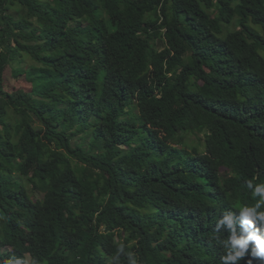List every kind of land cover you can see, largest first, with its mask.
I'll list each match as a JSON object with an SVG mask.
<instances>
[{
	"label": "trees",
	"instance_id": "trees-1",
	"mask_svg": "<svg viewBox=\"0 0 264 264\" xmlns=\"http://www.w3.org/2000/svg\"><path fill=\"white\" fill-rule=\"evenodd\" d=\"M13 62L29 90L4 89ZM249 180L264 0H0V260L220 264Z\"/></svg>",
	"mask_w": 264,
	"mask_h": 264
},
{
	"label": "clouds",
	"instance_id": "clouds-1",
	"mask_svg": "<svg viewBox=\"0 0 264 264\" xmlns=\"http://www.w3.org/2000/svg\"><path fill=\"white\" fill-rule=\"evenodd\" d=\"M246 187L254 198H258L256 202L251 206L243 205L238 212L224 211L216 221V232H227V238L220 241L226 249L220 264H240L246 256L252 258L248 259L246 264H253V259L264 261V183L254 184L249 180ZM121 254H124L123 244L119 246L117 255L113 258L114 264H119ZM0 264H26V261L22 257L13 256L0 260ZM32 264H35V261ZM127 264H138L132 253H127Z\"/></svg>",
	"mask_w": 264,
	"mask_h": 264
},
{
	"label": "rangeland",
	"instance_id": "rangeland-1",
	"mask_svg": "<svg viewBox=\"0 0 264 264\" xmlns=\"http://www.w3.org/2000/svg\"><path fill=\"white\" fill-rule=\"evenodd\" d=\"M31 63V59H29L27 56H24V61L21 64V66H28ZM12 67L16 68L17 63L13 62L10 65L7 66L6 71L4 73V82L3 86L4 89L7 92H12L17 89H22V90H29L31 88V83L25 79L24 74H19L17 77L13 76L12 73ZM133 111L136 112V107H133ZM82 133H79L77 136L72 138V142H79V136ZM184 140L190 144V145H197L200 149L203 148V143H204V136L202 133H185L184 134ZM4 253L6 257H22L25 259L26 264H28L29 257L28 255L24 254H18L17 252L13 251L11 248H5Z\"/></svg>",
	"mask_w": 264,
	"mask_h": 264
}]
</instances>
